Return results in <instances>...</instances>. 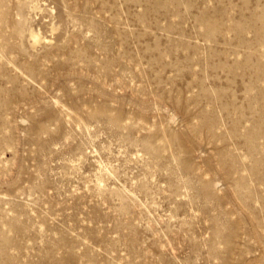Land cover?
I'll list each match as a JSON object with an SVG mask.
<instances>
[{"label":"rangeland","instance_id":"obj_1","mask_svg":"<svg viewBox=\"0 0 264 264\" xmlns=\"http://www.w3.org/2000/svg\"><path fill=\"white\" fill-rule=\"evenodd\" d=\"M0 264H264V0H0Z\"/></svg>","mask_w":264,"mask_h":264}]
</instances>
